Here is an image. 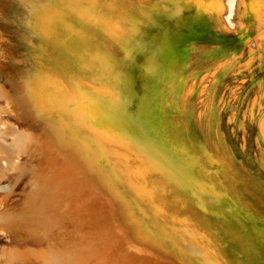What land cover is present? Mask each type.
Wrapping results in <instances>:
<instances>
[{"label": "rangeland", "instance_id": "rangeland-1", "mask_svg": "<svg viewBox=\"0 0 264 264\" xmlns=\"http://www.w3.org/2000/svg\"><path fill=\"white\" fill-rule=\"evenodd\" d=\"M28 1L24 0L21 7L13 0H0V79L2 83H7L9 91H17L24 96V103L21 105L23 110L15 106L12 113H3L2 116L12 124L17 123L29 130L39 131L42 122L59 120L58 111L54 104H49L47 95L60 98L66 89L72 88L71 79L79 81L86 90L102 92L105 99L114 95V88L108 83V75L111 76L113 69L108 67L112 65L110 57L116 59V56L122 55L120 51L124 52L123 56H128V52L131 57L135 56L132 47L134 41L138 40V24L144 17L150 16L146 10L157 0H94L93 5L105 20L109 23L117 21L123 29L118 36L109 39L112 49L107 52V37L101 26L88 27L77 23L76 33L82 43L78 56L60 51L54 42L44 41L47 35L40 36L31 25L32 21L26 10ZM194 3L201 6L204 1L196 0ZM105 4H110L111 7ZM238 9L235 20L243 23L244 27L237 32L225 18L226 9L221 11L220 17L212 14L205 24L200 25L196 23L200 12L196 6L189 5L178 21L179 25L175 27L177 34H183L178 39H182L179 44L183 50L179 51V55L184 53L181 66L170 78L159 81L158 85L171 125L186 131L189 139L200 146L208 158L215 162L213 164L219 167V181L212 176L213 166L208 165V162L201 165L202 176L207 182L216 183L219 189H228L230 195L234 193L233 197L231 195L232 199L235 197L233 200L243 204V201H249L251 194L264 200V25L261 24L264 19V0H247L246 5L240 4ZM111 12L113 13L110 14ZM204 13L208 14L205 9ZM19 18H23L24 23ZM128 33V40L132 42L127 51L124 36ZM185 34L192 36L187 37ZM110 52L114 55L110 56ZM142 57L140 54L139 61L133 64L136 77L134 88L137 91V98L130 108L133 112L137 110L140 97L145 91L142 85L152 86L150 76L143 74L145 68ZM90 63L91 67L88 66ZM116 70L122 76H126L128 72L122 64L117 65ZM213 85L216 87L214 93ZM209 92L214 95L207 98ZM4 103L5 100L0 99V105L3 106ZM261 122L263 124L260 125ZM83 128L85 127H81L82 130ZM85 133L86 129L78 133L81 136L69 130L66 137H74L89 148L96 171L114 185L116 198L124 199L142 215H135L131 211L129 217L141 228L147 222L168 250L188 261L184 264H200L194 259L192 260L195 262L192 261L187 252L184 253L190 246L200 247L192 238L196 220L202 222L200 227L203 229L207 224L205 230L213 244H216L214 246L221 255L222 264H264V240L256 235L255 226L243 219V210L235 215L234 222H231L234 226L230 234L225 235L223 231L226 222L221 223L216 216L205 214L197 205L196 197L174 185L163 183L155 173L141 175L136 169L145 166L135 153L107 141L103 142L104 147L93 137L84 135ZM42 142L40 147L49 148ZM41 155L48 161L52 159L47 149L42 150ZM26 159L21 158L22 161ZM32 163L38 169L41 168L39 157L34 156ZM127 168L130 169L129 172ZM70 175L80 174L77 170L74 173L71 171ZM9 181H13L12 178L4 179L1 183L7 184ZM28 181L29 176L26 174L18 178L11 194L0 191V209L16 210L18 218L22 220V238H19V244L43 253L40 258L36 256L20 264H55L48 257L51 247H84L87 236H94L95 240L106 245V263L90 259L68 260L61 264H120L119 257H122L124 264H171L164 259L127 253L122 234L111 228L104 216L107 214L95 210L88 212V205L73 213L70 210L73 199L67 196L69 192L58 187H52L49 196H44L45 204L40 197L30 192ZM138 186L153 189L147 194L137 190ZM58 192L62 195L56 202L54 197L59 195ZM257 197L254 200L255 212L264 214V201ZM61 199L66 203V210L65 204L59 202ZM103 205L102 201L101 207ZM262 224L258 221L256 227ZM44 234H48L49 238L45 239ZM13 242L15 240L0 231V246ZM119 252L122 256H119Z\"/></svg>", "mask_w": 264, "mask_h": 264}, {"label": "bare ground", "instance_id": "bare-ground-1", "mask_svg": "<svg viewBox=\"0 0 264 264\" xmlns=\"http://www.w3.org/2000/svg\"><path fill=\"white\" fill-rule=\"evenodd\" d=\"M195 1L157 0L151 8L146 10L150 16L144 17L138 24V40L137 42L134 41L132 47L135 56L131 57L129 52L128 56H123L124 52L120 51L122 55L116 56V59H114L110 57L114 55L113 52H110L109 57L112 65L108 67L113 69H111V76L108 75V83L113 86L114 95L105 99L102 92L86 90L79 81L71 79L72 88L70 90L66 89L60 98L52 94L47 95L49 104H54L58 111L59 120L56 122H42L39 131L29 130L19 126L17 123L12 124L2 116L3 113H12L15 106H19L23 110L21 105L24 103V96L17 91H9L7 83H2L0 79V99L5 100L4 105H0V191L5 192L7 195L11 194L10 192L13 190L18 178L27 174L29 176L30 192L38 198L40 197L43 203H45L44 196H49L50 189L58 187L62 191L69 192L67 196L73 199V204L70 206V210L73 213H77L80 207L88 205V212L95 210L96 212L107 214L104 216L111 228L115 232L122 234L127 253L152 259H164L171 264L188 262L168 250L147 222L141 228L129 217L131 211L135 215H142L132 205L127 204L124 199L116 198L114 185L108 183L105 177L103 179L96 171L89 148L85 144L78 142L74 137H66V133L69 130H72L75 135L81 136L78 133L86 129L87 133L84 135L93 137L101 145L107 141L111 142L112 145L114 143L116 145L119 144L127 148L129 152L135 153L145 166L144 168L136 169L141 175L155 173L156 177L163 183L174 185L192 197H196L197 205L205 214L216 216L221 223L226 222V227L223 231L225 235L230 234V230L234 226V223L231 224V222H234L235 215L240 214L243 210L245 212V218L243 219L254 225L257 229L256 235L264 240V214L255 212L256 205L254 200L257 195L251 194L252 197H250L248 202L243 201V204H240L233 200L235 197L232 199L234 193L231 194V197L228 189L221 187L219 189L216 183L206 181L202 176L201 165L205 162H208V165L211 164L214 172L212 176L217 181H219V178H217L219 167L213 164L215 162H213L212 158H208L200 146L189 139L186 131L180 129L181 127L177 129L171 125L161 88L158 85L159 81L170 78L173 72L181 66L184 53L179 55V51L182 50L179 42L182 39L180 41L178 39L183 34H177L178 31L175 27L179 25L178 21L182 18L184 10L189 5L196 6L200 12L196 20V23L200 25L205 24L208 17L212 14L220 17L221 11L226 9L227 15L225 18L229 25L232 26L231 28L236 29L238 32L239 29L244 27L243 23L235 20V15L239 10L238 6L240 4L246 5L247 0H201L204 1L201 6L194 3ZM28 2L26 10L30 15L31 25L34 30L40 36L47 35L44 41L56 43V47L66 54L70 52L78 56L79 48L82 45L76 33L77 23L88 27L101 26L105 32V35H103L107 37L105 43L107 52L112 49L109 39L118 36L123 29L117 21L113 23L106 21L102 13L93 5L94 0H29ZM105 5L109 6L110 4ZM204 9L208 14L204 13ZM262 22L261 24L264 25ZM179 35L181 36L179 37ZM185 35L187 36V34ZM124 37L126 38L125 45L128 51L132 41L128 40V38L130 39L129 33L125 34ZM140 54L143 55L142 61L145 68L143 74L150 76L152 86L148 87L142 83L145 91L141 97L139 96L141 99L139 100L138 108L133 112L130 108L137 98V91L134 88L136 77L133 71V64L139 61ZM119 64L126 66V71H128L126 76H122L116 70ZM88 66L91 67L92 63ZM137 67L139 68V66ZM214 85L213 93L216 88ZM210 93H208L207 98L214 95ZM52 101L54 102L52 103ZM27 113L30 116V113ZM28 115L25 113V116ZM261 124L263 123L261 122ZM81 127L85 128L82 130ZM203 129L205 130V128ZM215 133L217 132L215 131ZM40 141L46 143L49 148L40 147ZM102 146L106 147L105 145ZM46 149L52 155L50 161L41 155L42 150ZM104 150L108 154L107 149L104 148ZM34 156L41 159L42 165L40 169L32 163ZM22 157L27 159L22 161ZM77 170L80 175H70L71 171L74 173ZM132 176L135 177V174ZM10 178L13 181H9L7 184L1 183L2 180H9ZM127 178L125 180L128 183ZM131 182L132 180L129 181V185H131ZM120 183L124 184L123 182ZM238 184L241 185L240 182ZM239 187L242 189L241 186ZM32 188H36V190H32ZM151 189L150 187L138 186L137 190L150 194ZM252 192H254V188H252ZM61 195L59 193V195L54 197L56 202L61 198ZM258 199L264 201L261 198ZM102 201L104 205L101 207ZM209 201L212 203L210 204ZM59 202L63 205L65 204L64 210H66L65 201L61 199ZM21 221L16 210L9 211L3 207L0 209V231L15 240L13 243L0 246V264H20L36 256L38 258L43 256V253L19 244L18 240L22 238L20 228H23ZM258 221L263 224L256 227ZM194 223L196 224V229L192 233V238L200 247L190 246L184 253L187 252L191 260L194 259L200 264H222V258L216 249L217 247L215 248V243L213 244L205 230L207 224L203 226L205 228L203 229L200 227L202 222L196 220ZM44 237L48 239L49 235L44 234ZM97 238L100 239L99 237ZM85 239L86 244L84 247H67L65 249L59 246L51 247L48 250V257L55 264L65 263L68 260L84 261L90 259L106 263V245L95 240L94 236H87ZM119 256H122L120 252ZM119 263L124 264L122 257H119Z\"/></svg>", "mask_w": 264, "mask_h": 264}, {"label": "clouds", "instance_id": "clouds-1", "mask_svg": "<svg viewBox=\"0 0 264 264\" xmlns=\"http://www.w3.org/2000/svg\"><path fill=\"white\" fill-rule=\"evenodd\" d=\"M14 3L18 4L19 6H23L24 0H13ZM21 23H24L23 18H19Z\"/></svg>", "mask_w": 264, "mask_h": 264}]
</instances>
